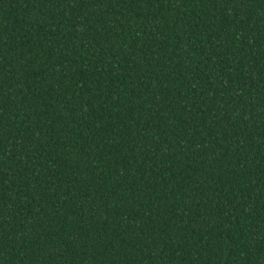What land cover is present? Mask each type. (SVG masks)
Instances as JSON below:
<instances>
[{
    "label": "trees",
    "instance_id": "obj_1",
    "mask_svg": "<svg viewBox=\"0 0 264 264\" xmlns=\"http://www.w3.org/2000/svg\"><path fill=\"white\" fill-rule=\"evenodd\" d=\"M0 264H264V0H0Z\"/></svg>",
    "mask_w": 264,
    "mask_h": 264
}]
</instances>
